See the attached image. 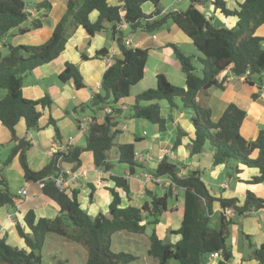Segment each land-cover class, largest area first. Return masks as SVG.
<instances>
[{
    "label": "trees",
    "instance_id": "1",
    "mask_svg": "<svg viewBox=\"0 0 264 264\" xmlns=\"http://www.w3.org/2000/svg\"><path fill=\"white\" fill-rule=\"evenodd\" d=\"M209 1L224 15L236 17V25L233 28L216 27L211 17L201 10V6ZM145 2L153 6L150 14L143 11ZM51 8L52 4L47 0L34 4L33 10H44L46 14L33 20L30 28H20L31 14L27 10L28 5L24 0H0V44L7 48L5 55L0 53V91H6L5 96L0 98V122L8 129L10 142L15 143L3 166L9 165L18 155L25 180L29 183L43 182L42 194L59 209L54 218L37 216L35 210L30 209L21 223L16 217L21 197L11 190L8 180L1 174L0 208H9L16 230L27 248L12 246L5 237H0V264H43L42 248L49 233L82 245L87 251L85 264H128L137 260V256L112 252V235L120 231L143 234L148 226H153L148 254L158 264H207L212 253L220 256L218 264H228L233 257V248L228 244V239L232 235L235 219L228 217L227 212L242 216L257 211L264 208V198L250 190H247L243 201L222 193L217 196L203 179L202 170L191 169L183 174L181 164L165 156L155 168L149 170L154 177L168 180L162 195L146 190L147 200L141 206L125 205L123 202L132 199L127 175H135L137 168H143L144 164L136 159L138 150L135 143H118L115 137L122 132L119 118L123 116L144 119L156 125L160 132H165L167 118L162 115L160 105V101L165 100L171 111L185 108L192 113V135L177 126L173 151L187 138L186 146L191 157L209 151L213 167L230 166L234 169L227 176L236 177L242 171V166L258 172L246 180L247 184L264 183V128L260 129L257 138L248 140L241 133L246 115L244 110L230 103L215 120L207 101L210 88L225 87L227 78L224 76L219 80L223 72L228 70L233 76L244 77L249 84L264 72V37L256 34V30L264 24V0H243L233 9L227 6V0H190L186 9L164 15L162 0H122L116 6L110 5L108 0H83L82 3L68 0L66 13L43 44L14 45L7 40L13 29L18 28L20 33H26L41 28ZM93 11L98 12L95 21L90 19ZM169 20L204 55L200 58L202 76L195 73L193 58L171 43L186 78L185 86L174 85L159 73L154 88L137 94L130 106L122 104L121 100L130 95L131 87L144 78L149 56L148 49L133 48L125 43L128 36L125 29L131 33L138 30L151 33L162 28ZM120 24H124V28H120ZM79 26L90 36L111 29L121 56L113 57V62L104 71L100 91L93 92L88 103L75 109L79 114L88 113L91 118L85 134V145L71 146L66 152L57 151L42 169L33 170L27 159L31 143L18 137L16 126L24 120L28 132L40 131L42 109L50 108L53 100L48 94L39 99L26 98L22 92L24 78L35 68L56 59L65 49L69 31ZM108 52L104 48L97 55L106 58ZM83 58L87 56L83 54ZM59 79L62 82L73 81L78 89L86 86L78 66L72 62H66ZM100 111L104 112L103 119L98 118ZM125 111H128L127 115ZM50 121L60 137L52 117ZM79 123L80 120H77ZM83 151L92 153L94 165L98 170L109 173L108 180L113 183L107 187L111 195L108 212L100 211L95 216L82 208L79 190H61L55 183V178L64 171L61 163H72V170L75 171L81 166ZM115 164L126 165L127 175L114 173ZM177 190L183 193L184 207L179 228L170 231L171 234L180 235V239L173 243L160 238L156 226L163 214L169 211L171 202L177 200ZM90 195L92 197V193ZM216 202L221 207V215L219 226L215 228L211 225V219ZM241 234L249 251L243 259H255L264 264V243L258 246L251 235Z\"/></svg>",
    "mask_w": 264,
    "mask_h": 264
},
{
    "label": "crops",
    "instance_id": "2",
    "mask_svg": "<svg viewBox=\"0 0 264 264\" xmlns=\"http://www.w3.org/2000/svg\"><path fill=\"white\" fill-rule=\"evenodd\" d=\"M41 1L45 0H36L35 3H31L28 6L29 12H31V14L28 20L21 24L20 28H30L33 20L41 18L46 14L44 10L32 9V6L34 4ZM47 1L52 4V8L47 13V17L43 19L44 24L41 28L31 29L26 33H20V29L18 28L13 29L10 32V39L7 40H10V42L14 45H25V43H22V39H20V37L28 36L29 38L30 35H36L38 38H41L40 42H46L52 35L57 22L66 13L68 3V0ZM78 1L79 3H82L83 0ZM242 1L243 0H227V6H229L228 4H230L231 7L229 8L233 9L238 6L239 2ZM108 2L110 5L116 6L120 5L122 0H108ZM182 4H185L186 7L184 8H187V6H189L190 4V0H186L185 3L181 0H174L172 6H165L162 3L164 9L162 15L167 14L171 11L182 10L178 7ZM176 5L178 6L175 7ZM142 8L146 14H150L153 10V6L150 2H145L142 5ZM201 10L208 17H211L212 22L216 27L233 28L237 23L236 17L224 15L220 12V10L215 9L214 5L210 1L207 2L204 7L201 6ZM97 17V11H93L90 14V19L92 21H95ZM27 22H29V25H26ZM125 30L128 35L126 36V38L129 40L127 42L128 46L149 50L144 78L131 87L130 95L127 98L121 100L122 104L130 106L134 103V99L137 94L146 89H149L147 87V79L151 73L155 81L157 74L162 73L165 75L163 69H161V64L157 65L156 63L155 66H151L149 68V57L151 56L153 59H156L157 61H161L163 63L169 62L171 67H175L177 65L176 68L178 70H181L179 61L171 57L172 53H174V50L170 46V44L174 43L179 47L181 46L180 44L193 46V42L176 24H174L170 20L157 32L150 33L143 30H138L135 33H131L129 30ZM256 34L264 37V24L256 30ZM32 43L37 44L36 41ZM2 46L3 45L0 44V47ZM104 48L108 49L109 51V55L106 58L97 55V52ZM83 54L87 56L86 59L83 58ZM110 56H121L111 29H108L94 36H90L84 28L79 26L76 29L69 31L65 49L56 59L47 64L39 66L33 71L26 74L22 88L23 95L26 98L39 99L48 94L53 100L50 108L42 109L43 114L39 120V124L41 127L40 131L28 132L24 120H21L16 126L18 137L24 138L31 143V147L27 151V159L31 169H42L51 159L52 153L59 151V149L66 145L70 140H72V146L74 147H83L85 145L86 140L84 143H82V145L79 142L80 138L85 137V132L81 133L78 131L77 120L81 119V114L77 113L75 109L79 108L83 104L88 103L93 92L100 91L99 88L101 86L102 76L104 71L108 67L107 61ZM66 62H72L78 66L86 84L84 88L78 89L73 81L62 82L59 79V75L63 71ZM151 70L153 71L151 72ZM224 76L227 78V81L225 82V87L223 89L212 87L207 91V101L212 108V116L215 120H217L230 103L236 104L239 108L246 112L244 122L241 126V133L246 139L254 140L255 138H257L260 129L264 128V94L261 93V90L264 88V73H262L260 77H255L252 81V84L245 82L244 77L233 76L229 73L228 70L220 74L219 80H221ZM177 80H179V84H181L179 86H185L186 78L184 74L182 76L178 74ZM5 94L6 91H0V98L4 97ZM200 97L203 96H199V98ZM129 99H131L132 101L128 102ZM161 109L162 115L165 118H168L167 130L165 131V133L168 132V130L169 133L166 140L162 141L158 145V149L153 150L155 146H153L151 142L147 141L144 138L146 135L144 134L146 132L145 130H143V133L140 132L139 134H136L137 125H139L140 127L145 126L146 121L128 117L125 118V116H123V118L121 119L119 118V127L122 132H120L115 137V142L135 143L136 149L138 150L137 152L139 153H143L146 151L150 152L153 155L166 153L167 157L169 159H173L174 161L179 160V157H181V160L186 162L188 157L189 159H191V163L189 165L181 163V166L183 167V174L186 173V170L199 169L203 171L204 175V173H206L205 170H207L208 168L210 170L208 173L209 177L212 176L214 179H218L220 177L224 178L222 179V181L210 179L213 186L209 185V183L206 182L211 188V191L217 196L221 193L226 197H237L243 194V198L241 199L243 201L246 196L247 190H250L257 196L264 198V183H246V180H249L252 176L258 174L256 169H249L241 166L242 171L237 174L236 177H229L227 176V173L224 172L226 170V167L212 166L211 152L206 151L204 153L191 157L186 146L188 142L187 138H184L182 145H180L175 151H173L172 147L177 135V126H180L183 130H186L190 135H192V113L189 109L185 108L171 111L170 107L161 106ZM127 112L128 111H125L124 114L127 115ZM86 114L87 115L85 116H89L88 113ZM50 117L54 119L60 137L57 136L56 128L51 123ZM103 117L104 112H98V118L103 119ZM136 138H139L140 140L138 139L136 141ZM10 139L11 135L8 129L0 122V144H2L3 142H7L8 140L10 141ZM84 139H86V137ZM147 145H149V147L145 148V146ZM180 148L183 150V153H181V155H178L176 152ZM149 149H152L153 151H149ZM170 152L173 153L172 156L168 155ZM88 153L90 154V156L87 162L91 161L92 164L89 165L87 163L88 169L78 167V169L75 170V172L86 171V177L80 178V180L75 184H70L68 192L73 189L79 190L80 198V196L83 195L84 189L89 186L90 189L88 192V197L85 201H82L81 206L83 209H85L83 203H87V207H89L87 212L90 215L95 216L100 211L108 212L111 195L107 187H111L113 183L107 179L109 177V173L98 170V168L93 164L94 162L92 153L90 151ZM142 164H144V167L137 168V172L135 174L138 175V178L134 177L135 175H127L128 169L125 170V174L129 178L132 198L129 202H123L125 205L132 204L141 206L142 203L147 200L146 190H151L158 195H162L163 191L165 190V186L159 187L158 185H156L155 187L154 185V187L152 186L151 188L149 186L150 183H143L144 174L150 172L149 170H151L152 168H155L158 164V161L154 160L152 162H145ZM20 165L21 164L19 157L16 155L9 165L0 167V175L3 174L8 182H10L9 184H13L12 186H14V190L12 191L15 194H17L18 190L23 188H27L28 190L26 197L20 196L21 203H19L18 205V212H16V217L21 223H23L24 215L27 213V211L33 209L37 213V216L54 218L59 212L57 205L42 194V189L39 183H29L25 180L24 171ZM61 165L64 170L73 171L72 163L62 162ZM140 169L141 172H139ZM13 172L16 173V180L14 181V183L11 181ZM233 179H236L238 181L237 183H235V186H231ZM162 180L167 179L163 178ZM91 193L92 197L90 195ZM177 196V200L171 202L169 211L163 214V216L168 214L171 217H174L175 215V221H173L174 219L171 221V224L173 222V225L170 228V231L172 229L179 228L183 217L184 204L175 207L176 202H180L179 194H177ZM171 206H174V212H170L172 209ZM220 215L221 207L219 203L216 202L214 204V213L212 215V218L218 216V221L215 220V228L219 226L218 223L220 220ZM227 216L233 217L235 219V222H237L235 226H232L231 236L233 238V241L231 245L233 248V257L230 259L228 264H260L259 261L255 259H243L249 252L243 242L241 243L242 248L240 249V246L239 249L237 248L238 244L240 243L241 232L251 235L253 242L258 246L264 243V208H261L257 211L253 210L242 216H236L235 214L227 212ZM177 220L178 222H176ZM158 226L159 224L156 226L157 234L160 238H163V235ZM26 230L28 231V229ZM11 231H13V233ZM170 235V242L175 243L180 239V235H174L171 233ZM0 237H5L7 243L11 244L12 246L27 248L24 239L19 236L11 212L6 206L0 208ZM149 257H151L149 254L148 257L144 256V264H149L151 262ZM85 259L87 260L86 256ZM85 259L84 263H86ZM219 260L220 257H209L207 264H218ZM65 263H67V260L62 259L60 261V264Z\"/></svg>",
    "mask_w": 264,
    "mask_h": 264
},
{
    "label": "rangeland",
    "instance_id": "3",
    "mask_svg": "<svg viewBox=\"0 0 264 264\" xmlns=\"http://www.w3.org/2000/svg\"><path fill=\"white\" fill-rule=\"evenodd\" d=\"M24 1H25V3L28 6L31 3H35L36 2V0H24ZM181 1L185 3L186 0H181ZM162 3L165 6L166 5L172 6V4L174 3V0H162ZM178 5H176L175 7H177ZM205 5H202V7H204ZM228 5H229L228 7H231L230 4H228ZM178 7L180 9H186V8H184V7H186L185 4H182V5L178 6ZM26 25H29V22H27ZM157 31H159V30H157ZM157 31H155V32H157ZM27 38H28V36L20 37V39H22V43H25V45H41V43H42V42H40L41 38H38L36 35H30L29 38L28 39ZM35 41H36L37 44H33L32 43V42H35ZM180 45H181L180 49L183 52H185L187 55H190L193 58V63L195 65V67H196L195 73L198 76H202V63H201V59L200 58H202L204 55L195 47L194 43H192L193 46H188L187 44H180ZM0 51H1L2 54H5L7 52V49L2 46V47H0ZM171 57L173 59H176L174 53H172ZM156 63H157V65L158 64L162 65L161 69H163L165 75L167 76L168 80L172 84L181 85V84H179V80H177V75L179 74L180 76H182L183 73L181 72L180 69L178 70L176 68L177 65L175 67H171L169 62L163 63L161 61H157L156 59H153L150 56L149 57V68L151 66H155ZM152 71L153 70H151V72ZM147 81H148L147 82V85H148L147 87L148 88H154L155 87L156 81H155V79H153L152 73L149 75ZM130 101H132V100L129 99L128 102H130ZM160 105L169 107V104L165 100H161L160 101ZM174 110H177V109H174ZM85 115H87V114L81 113L80 121L84 122L85 118L87 117ZM134 119L138 120V118H134ZM142 120H144V119H142ZM168 125H169V123H168ZM143 130L146 131L144 133V134H146L144 138L147 141L151 142V144L153 146H155V148L153 150L158 149L157 148L158 145L162 141L166 140L167 135L169 133V130L166 133L158 131L157 126L152 124V123H150L149 121L145 122V126L140 127L139 125H137L136 134H139L140 132L143 133ZM86 133H87V131H85V134ZM84 138H80L79 139V142L81 143V145L86 140ZM8 141L7 142H3L2 144H0V167L3 166V163L7 160L11 150L15 146V143H11L10 141L8 143ZM148 147H149V145L145 146V148H148ZM153 150L149 149V151H153ZM88 152L89 151H83L81 153V162L82 163H81L80 168L85 169V168L88 167V164L89 165L92 164L91 161L87 162L89 160L88 158L90 156V154ZM148 153H150V152L146 151V152H143L142 154H148ZM176 153L178 155H181V153H183V150L180 148L179 150H177ZM82 155H83V158H82ZM170 161H172L174 163H180V164L182 163V164H186V165H189L191 163V159H189L188 157H187V161L186 162L182 161L181 157H179V160H176V161H174L173 159L170 158ZM147 162H152V161H147ZM231 166H234V163H231ZM21 168H22V166H21ZM126 169H128V167L126 165H124V164H115L113 172L116 173V174L125 175V172H126L125 170ZM233 170L234 169H232L230 166H228V167H226V170L224 172H226V173L230 172L231 173V172H233ZM205 171H206V173H204L203 179L206 182H208L209 185H211V186H213V184L211 183L210 179L211 180H216V181H222V179H224V178H221V177L218 178V179H214L212 176L209 177L208 173H209L210 170L207 168V170H205ZM139 172H141V169L139 170ZM147 173L150 175V178H151L152 174L150 172H147ZM134 177L138 178V175H135ZM143 179H144V177H143ZM15 180H16V173L13 172V175L11 176V181L14 183ZM237 182L238 181L236 179H233L232 183H231V186H235L236 185L235 183H237ZM8 183H10V182H8ZM147 183L148 184L150 183L149 186L151 188H152V186L154 187V185H155V187H156V185H158L159 187H162V186H166L167 180L155 181L154 179H150L148 182H146L144 184H147ZM244 183H245V181H244ZM12 185L13 184H9V186L11 187V190H14V186H12ZM89 189H90L89 186H87V188L84 189L83 195H81L80 198H79L81 203H82V201H85L86 198L88 197ZM176 192H177V194H179V201L180 202L179 203L176 202L175 207H178L181 204L183 205V193L180 192V190H177ZM237 197L242 199L243 198V194H241V195H239ZM83 205H84L85 210L88 211L89 207H87V203L84 202ZM171 208L172 209H171L170 212H174L173 211L174 210V206H171ZM174 217H175V215H174ZM174 217L173 216L171 217L170 215L166 214V215H164V216H162L160 218V222H159V226L158 227H159V229H160V231H161V233L163 235L162 239H164L165 241H170V237H171L170 228L173 225V222L171 224V221L174 219ZM215 220L218 221V216H215V217H213L211 219V224H212L213 227H215ZM173 221H175V219ZM176 222H178V220ZM236 224H237V222L232 224V226H235ZM152 229H153V226H148L146 232L143 233V234L128 233L126 231H120V232L114 233L112 235V241H111V246H110L111 251L115 252V253L126 252V253H130V254H133V255L137 256V260H135L133 262H130L128 264H144L145 263L144 256L148 257L147 250H148V247H149V236H150V234L152 232ZM11 232L13 233V231H11ZM240 238H241L240 239V243L238 244V248L237 249H239V246H240V249L242 248L241 247V243L242 242H243V244L245 243V240H243L244 237L242 236L241 233H240ZM232 241H233V238L231 236L228 239V244H231ZM244 249H245V247H244ZM85 256L87 257V251H86V249H84V247L82 245H80L79 243H76V242L68 241L65 238H63L62 236H59V235L54 234V233H49L47 235V237L45 239V242H44V245H43V248H42V257H43L42 258V262H43V264H60V261L62 259L63 260H67V263H65V264H85L84 263ZM149 259L151 260V262L149 261L150 262L149 264H158L156 259H153L152 257H149Z\"/></svg>",
    "mask_w": 264,
    "mask_h": 264
},
{
    "label": "built area",
    "instance_id": "4",
    "mask_svg": "<svg viewBox=\"0 0 264 264\" xmlns=\"http://www.w3.org/2000/svg\"><path fill=\"white\" fill-rule=\"evenodd\" d=\"M27 10L29 11V9H27ZM124 26H125L124 24H120V28H124ZM128 41L129 40L126 38L125 43L127 44ZM107 62H108V66H109L113 62V56H110L108 58ZM99 89H101V86ZM261 93L264 94V88L261 90ZM91 98H92V96H91ZM122 108H125V106H122ZM107 111L109 112L110 109H108ZM90 121H91V118L89 116H87L85 118L84 122L80 121V123L78 125V131L81 133L87 131L89 124H90ZM71 146H72V140H70L66 145L61 147L59 149V151L60 152H66L67 149ZM54 153H52L51 158L53 157ZM168 155L172 156L173 153L170 152ZM165 156H167L166 153H160L158 155H153L151 153H148V154H142L139 152L136 153L137 161L142 162V163H145L147 161H154V160H157L158 162H160ZM86 175H87L86 171L75 172V171H71V170H64L58 175V177L55 178V183L61 190H67L69 188L70 184L77 183L80 180V178H84V177H86ZM150 179H154L155 181H161L162 180L160 177H154L153 175H151V178H150V175L148 173H146V174H144L143 183L148 182ZM167 183H168V181H167ZM39 185L42 188L44 184L42 182V183H39ZM27 193H28L27 188H23V189L18 190L17 195H19L21 197H26ZM228 212L230 213V211H228ZM210 257L214 258V257H220V256L218 255V253H212L210 255Z\"/></svg>",
    "mask_w": 264,
    "mask_h": 264
}]
</instances>
